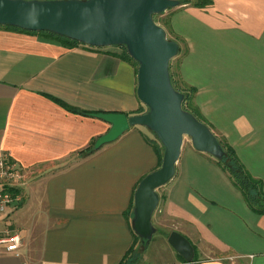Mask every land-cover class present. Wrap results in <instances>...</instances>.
<instances>
[{"label":"crops","instance_id":"1","mask_svg":"<svg viewBox=\"0 0 264 264\" xmlns=\"http://www.w3.org/2000/svg\"><path fill=\"white\" fill-rule=\"evenodd\" d=\"M208 1L167 11V35L184 49L180 81L196 89L202 117L264 192V0ZM115 53L0 28V154L26 174L23 203L7 219L22 246L18 256L0 247V264H119L132 244L134 192L158 167L153 134L131 127L85 155L110 127L89 114L147 111L134 65ZM160 189L155 233L165 242L182 235L193 260L172 252L159 264H264V215L250 210L213 157L183 142Z\"/></svg>","mask_w":264,"mask_h":264},{"label":"water","instance_id":"2","mask_svg":"<svg viewBox=\"0 0 264 264\" xmlns=\"http://www.w3.org/2000/svg\"><path fill=\"white\" fill-rule=\"evenodd\" d=\"M179 6V0H0V27L49 32L91 48L124 47L138 64L136 95L147 111L131 117L89 115L110 126L94 141V151L136 126L151 132L163 148L160 167L139 182L133 195L132 230L145 245L155 233L152 216L159 204L157 191L173 178L184 138L197 152L218 160L223 157L216 137L182 109L184 95L171 84L169 63L177 57L179 45L167 38L154 16ZM167 243L186 263L192 262L193 248L186 238L171 232Z\"/></svg>","mask_w":264,"mask_h":264},{"label":"trees","instance_id":"3","mask_svg":"<svg viewBox=\"0 0 264 264\" xmlns=\"http://www.w3.org/2000/svg\"><path fill=\"white\" fill-rule=\"evenodd\" d=\"M188 1L189 0H179L180 6L188 4ZM192 1H194L192 6L199 7V8H204V7H207L208 5H210V1H208V0H192ZM158 16H154V21H155V18H157ZM0 28H4V29H8V30H15V31H19V32L29 33V34H38V35H41V36H44L46 38L53 39V40L59 42L63 47H65L67 49H71V48H74L76 46H82V44H80L76 41L70 40V39L65 38V37L57 36V35L49 33V32H29V31H24V30H20L18 28L7 27V26H3ZM164 30L166 31V34H167V30L168 31L170 30L169 19L166 22V28H164ZM167 38L169 40H173V41L177 42V44L179 45L178 55L180 54V56H181V54L184 52V49L182 48L181 44H179V41L177 39H170L168 37V35H167ZM116 48H118L120 52L115 53V55H117L118 57H120V58H122L128 62H131L135 67V73L137 75L138 64L136 62H134L129 57V55L127 54L124 47H116ZM94 49H99V48H94ZM171 65H172V60L169 63V74H170L171 84L176 91H178L184 95V100L182 103V109L184 111L189 112L198 121H200L201 123L208 126V128L212 132L213 127L202 117L199 109L197 108V106L194 103V97H195L196 89L192 88V87H188L185 84H183L182 81H180L179 72H177V79H179V80L176 81L173 77L172 72L170 71ZM178 71H179V68H178ZM64 107H66V106H64ZM66 108L68 110H72L68 107H66ZM213 135L215 136L214 133H213ZM215 137L218 140V142H219V144L223 150V157L221 159L218 160V159L214 158L216 160V163L221 168V170L228 176L232 185L241 193L244 201L246 202V204L248 205L250 210L257 215H264V192L262 189V182L256 178H254L246 170L244 165L239 160L234 149L224 139H221L218 136H215ZM150 142L154 148L155 153L158 156V167L157 168H159L161 165V162H162L163 148L154 135H153V139ZM92 146H93V144H91L90 148L87 150L85 155H88V154H91L94 152L92 149ZM132 209H133V200L131 202L130 214H129L130 230L132 233L133 241H132V244L130 245L129 249L127 250V252L123 256V258L119 262V264H139L140 252L138 251V248L142 247V249H144L146 247V245L141 242V239L132 230V225H131Z\"/></svg>","mask_w":264,"mask_h":264},{"label":"built area","instance_id":"4","mask_svg":"<svg viewBox=\"0 0 264 264\" xmlns=\"http://www.w3.org/2000/svg\"><path fill=\"white\" fill-rule=\"evenodd\" d=\"M24 169L7 154H0V247L6 254L18 256L22 246L19 233L11 227L7 219L23 203L22 190L25 186Z\"/></svg>","mask_w":264,"mask_h":264},{"label":"rangeland","instance_id":"5","mask_svg":"<svg viewBox=\"0 0 264 264\" xmlns=\"http://www.w3.org/2000/svg\"><path fill=\"white\" fill-rule=\"evenodd\" d=\"M168 13H164L162 15H159L157 18H155V22L163 27V28H166V22L168 20ZM169 38L171 37V34H168ZM171 39V38H170ZM116 50L119 51L118 48H115ZM180 54L172 60V65H171V69L170 71L172 72L173 74V77L176 81H178L179 79H177V72H178V66H179V61H180ZM180 82V81H179ZM184 142H186L187 144L191 141L189 138L185 137L184 138ZM158 195H159V202L162 198V190L161 189H158L157 191ZM158 207H159V204L152 216V225L154 223V229H155V232L156 229H157V218L159 216V212H158ZM141 249H139V252L142 251V247H140ZM172 252H175L168 244L167 242L164 241V238L159 234V233H155L150 242L146 245L145 247V254H144V260L141 261L140 263L141 264H159V263H165V262H168L170 259H171V254ZM142 255V253H141ZM182 260V259H181ZM180 260V261H181ZM183 262V260H182Z\"/></svg>","mask_w":264,"mask_h":264}]
</instances>
